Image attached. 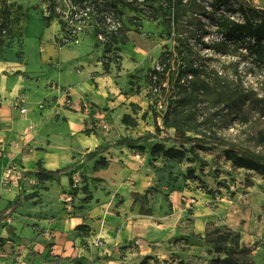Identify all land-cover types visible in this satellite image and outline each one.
<instances>
[{
  "label": "crops",
  "instance_id": "obj_1",
  "mask_svg": "<svg viewBox=\"0 0 264 264\" xmlns=\"http://www.w3.org/2000/svg\"><path fill=\"white\" fill-rule=\"evenodd\" d=\"M7 1L28 2L12 30L23 33L25 44L32 34L39 53L34 66L0 61V264H47L42 257L93 260L98 243L108 248V257L119 258L118 249L140 235L134 230L138 218L154 216L136 212L133 194L156 187L161 172L150 155L125 146L86 157L121 139L128 128L123 115H134L131 98L121 90L128 80L122 65L116 73L111 64L105 69L102 51L87 36L92 46L58 47L60 26L44 27L41 8H30L38 1ZM102 159L107 166H99ZM9 164L21 179L3 183ZM69 166L59 178L38 174ZM256 239L264 244V231Z\"/></svg>",
  "mask_w": 264,
  "mask_h": 264
},
{
  "label": "trees",
  "instance_id": "obj_2",
  "mask_svg": "<svg viewBox=\"0 0 264 264\" xmlns=\"http://www.w3.org/2000/svg\"><path fill=\"white\" fill-rule=\"evenodd\" d=\"M0 8L2 36L3 28L10 21L13 11L7 0H0ZM30 8H41L45 28H50L55 22L60 26L61 35L55 38L58 47L74 44L81 34L89 37L94 48L102 51L101 61L105 69L112 63H117L120 65L118 69H121L122 51L129 42V34L134 30L139 31L144 22L160 23L165 34L174 42L176 53L165 52L157 67L136 71L138 74L147 72L146 82L150 90L147 93V109L143 110L132 103V112L138 116V111L143 110L142 120L152 114L156 132H149L137 138L123 137L112 146L99 147L88 153L87 158L114 146H125L140 153L147 152L146 145L158 140L162 132L156 108L165 105V99L163 103H160L159 99L166 96V111L162 121L165 128L175 131V135L152 143L149 155L154 161L161 158L178 162L188 161L191 164L204 163L193 146L190 149L184 147L194 143L203 144L212 138L206 133L209 118L201 115L199 120L195 110L198 105L212 104L217 107L233 102L211 86L207 66L212 60V55L230 58L229 65L232 67L237 86L241 81L242 63L249 64L247 70L264 85V8L247 0H39L38 5ZM17 9L22 10V5H17ZM173 65H176L175 70H172ZM15 74L24 75L20 71ZM168 75L172 77L168 78ZM166 81H169V88L165 87ZM169 91L177 97V102H170L167 98ZM262 102L260 115L264 118V101ZM121 122L132 128L139 126L138 120L129 114H124ZM166 141L180 143L181 147L166 146ZM199 146V150H207L206 147ZM225 158L234 167L255 171L264 178V155L248 149L236 151L227 148ZM98 164L108 165L103 159ZM151 165L156 168L153 163ZM70 169L72 166L56 171L44 170L38 174L46 178H59ZM185 180L205 185L192 167L188 168ZM153 188L147 190L144 195L133 194L134 206L140 205L141 216L154 215V210L149 205ZM203 190L209 195H214L206 186ZM84 228L85 226H79L78 230ZM206 236L211 247L208 253L213 256L209 264H255L252 251L242 242L238 231L214 227ZM150 259L151 257L147 256L139 264H149ZM42 260L47 264H98L103 261L110 262L112 258L97 257L90 260L85 257H59L49 261L42 257ZM178 264L186 263L181 260Z\"/></svg>",
  "mask_w": 264,
  "mask_h": 264
},
{
  "label": "rangeland",
  "instance_id": "obj_3",
  "mask_svg": "<svg viewBox=\"0 0 264 264\" xmlns=\"http://www.w3.org/2000/svg\"><path fill=\"white\" fill-rule=\"evenodd\" d=\"M37 1L39 3V0L34 3ZM247 1L264 8V0ZM24 3L23 8L28 6V2ZM8 4L12 6L13 15L0 36V61L12 67L28 60L29 65L34 66L33 62L38 59L39 53V47L35 46L36 39L29 34L25 44L23 33L16 31L14 34L12 21L19 20L20 10L16 3ZM71 46H92V42L81 34L79 40ZM169 51L176 53L174 42L168 38L158 22H144L139 31L134 30L129 34V42L123 47L122 76L128 80L127 84L123 82L121 90L124 95H129L131 103L143 110L148 107L147 93L150 86L146 82L147 72L138 74L136 71L157 67L162 55ZM229 63L228 57L212 55L207 70L211 86L233 102L217 107L212 104L198 105L195 112L199 120L201 115L209 118L206 133L212 138L203 144L184 146L186 149L193 146L204 163L157 159L156 168L161 171L157 176L159 184L151 191L149 205L158 221L154 216L149 220L138 218V226L134 228L140 234L138 238L118 249L119 258L112 255V263L103 261L104 263L98 264H121L119 261L122 260L127 261V264H139L147 256L151 257L149 264H178L181 260L186 264H209L213 256L208 253L211 247L206 234L214 227L238 231L242 242L252 251L255 264H264V244L256 239L258 232L264 231V178L255 171L234 167L225 158L227 148L236 151L248 149L264 155V118L260 115L264 85L247 70L250 65L242 63L241 81L237 86ZM118 66L120 65L117 63L110 65L114 73ZM175 69L176 65H173L172 70ZM165 87L169 88V81H166ZM162 98L159 99L160 103L165 99V105L156 108L160 117L158 123L162 129L158 140L175 135L173 129L163 125L167 103L166 96ZM167 98L170 102H177V97L171 91L167 93ZM143 110L138 111L139 127H128L124 133L121 131V138H137L156 132L152 114L146 120L141 119ZM129 115L134 117L131 113ZM158 140L148 143L147 152L144 153L149 156L152 143ZM164 145L181 147L180 143L175 144L172 141H166ZM199 145L207 150H199ZM188 156L192 157L190 154ZM189 167L195 169L205 185L185 180ZM204 186L212 190L214 195L207 194L203 190ZM139 208L140 205L135 207L137 213ZM248 241L250 242L247 243ZM106 249V246L98 243L92 249L91 258L108 257ZM255 251L261 253L258 255ZM255 255H258L257 261Z\"/></svg>",
  "mask_w": 264,
  "mask_h": 264
},
{
  "label": "built area",
  "instance_id": "obj_4",
  "mask_svg": "<svg viewBox=\"0 0 264 264\" xmlns=\"http://www.w3.org/2000/svg\"><path fill=\"white\" fill-rule=\"evenodd\" d=\"M27 110L24 107H21V113H25ZM107 127L104 125V129H106ZM21 179V172L20 170L13 164H9L4 177H3V183H8L9 181L12 180H20Z\"/></svg>",
  "mask_w": 264,
  "mask_h": 264
}]
</instances>
